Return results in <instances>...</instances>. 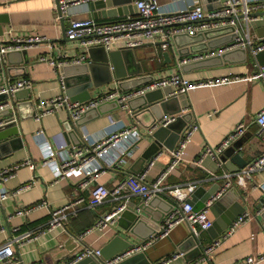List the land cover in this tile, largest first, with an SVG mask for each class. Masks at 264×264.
I'll return each mask as SVG.
<instances>
[{"label": "crops", "instance_id": "obj_1", "mask_svg": "<svg viewBox=\"0 0 264 264\" xmlns=\"http://www.w3.org/2000/svg\"><path fill=\"white\" fill-rule=\"evenodd\" d=\"M58 1L0 0V42L27 37L42 39L36 45L25 49L24 55L15 53L10 55V58L15 62L27 60L26 64L15 66L23 67L24 74H18L11 80L25 78L30 80L32 85L28 94L22 92L18 96L19 99L14 100V103H20L15 111L16 114H13L15 124L4 135L13 134L11 138L19 137L21 145L19 147L18 144H15L16 149L14 150H12L13 145L10 144L6 148H0V170L7 169L25 159H30L33 167L31 169L26 166L17 168L13 176L7 179L1 188L12 193L31 179L36 180V183L26 190L9 195L0 202V246L11 236L24 231H36L43 227L49 217L48 209L61 208L77 199L83 200L74 206L72 213H67L68 217L62 222L61 227L52 229L31 241H23L14 245L12 247L13 256L18 259L19 264H65L83 248L100 250L112 237L118 234L117 224L115 223L102 231H91L86 234L83 232L91 227L98 217L109 213L121 203L126 205L142 200L139 196L126 190L117 200L111 198L100 204H90L89 189L92 184L83 189H79L78 184L86 172L97 167L96 162L89 163L83 169L71 170L66 173L63 179L55 182L58 177V163L61 158L66 157V153L72 149H82L83 143L73 146L70 140H67L63 126L68 117L65 108H58L54 113L45 115L40 122L33 120L35 104L38 101L53 98L61 92L65 94L61 76V68L64 65L55 68L38 59L43 57L59 62L82 56L85 61H88L87 51L90 49L85 51L78 41L65 39L64 29L68 24L67 19L55 20V8ZM246 1L254 4L264 0ZM224 2L225 0H158L159 5L166 10L192 9L200 3L206 13L219 9ZM87 11L86 2L70 5L67 9V17L74 20L86 19L85 13ZM131 16H137V12ZM124 17L95 21L112 22ZM250 26V37L254 42H258L257 30L264 28V10L259 11L257 17L251 21ZM169 42L170 45L168 44L164 50L159 45L151 43L134 48L133 56L136 62L134 61L133 65L141 64L144 73L153 75L155 79L169 77L176 72L182 73L193 81H210L230 74L240 77L226 84L198 85L190 89L187 94L177 97L178 101L170 105L172 111L179 107L181 109L188 108L189 111L181 112L183 115L188 114L186 116L187 124L193 122L197 123L199 127L183 150L178 165L162 181L160 186L163 188V192L157 194L161 197L166 196L173 201L174 209L178 202L169 193L170 189L193 184L196 187L202 186L205 190L216 183L223 186L228 181L227 174L221 171L215 159L207 158L202 164H198L197 161L205 146L218 145L240 123H244L247 129L242 138V146L240 149H236V152H239L248 162L264 153V142L257 136L258 126L254 122L255 115L264 107V84L260 79L254 77L258 73V68L261 67L258 66V63H251L250 61L240 65L225 63L219 65V60H213L202 64L212 66H199L201 68L198 69L189 66L181 70L177 66L182 59L178 52L185 53L188 50V39L186 37L176 39V46L171 36ZM217 43L214 42L212 45L215 46ZM120 46L119 43L107 52L123 49ZM165 51L169 52L171 59L175 57V60L172 59L171 63H165V58L162 55ZM209 52L211 51L207 50L201 55L205 56ZM102 54L103 51H100L99 47H93L91 55L95 61L100 59ZM185 57H190V62L194 61L191 56ZM205 58L207 57L201 60ZM132 59L133 57L130 58V60ZM116 60L124 69L123 56L116 57ZM69 76L73 78L76 75L71 73ZM6 78L4 75L3 80ZM95 80L100 83L101 78L97 76ZM116 81L90 89L88 91L89 100L102 98L104 94L114 91L117 87ZM166 90L169 94L170 89ZM116 91L120 96L123 95L118 89ZM117 98L119 97L116 96L109 100ZM28 100L31 101V106L27 103ZM10 102L12 105L14 104L11 100ZM112 122L113 124H111ZM148 122H150L149 118H146L144 122L134 120L126 107L106 115L94 116L93 113L86 115L80 129H78L79 141L81 142H83L82 135L84 134L95 140L108 135L110 131L115 129L118 130L131 125L137 128L136 132L122 138L103 153L101 160L98 161V164L103 168V173L97 180L98 183L108 189H113L129 174L142 171L155 155L158 156L153 159L154 164L147 174V181L153 182L166 169L172 159V155L167 149H162L157 154L152 155L144 165L140 161V157L146 152L152 141L145 137L150 134L151 130L147 128ZM38 130H40L39 133H37ZM130 149L133 151L131 155L125 157L126 162L122 165L115 164L117 157L123 156ZM55 151L57 154L54 160L44 163L43 161ZM218 178L223 179L218 180ZM235 183L246 196L245 212L250 214V220L237 227L225 239H222L219 246L211 253L190 263H187L185 258L192 255L186 257L187 254L179 253L177 250L178 245L190 234V226L185 222L179 223L167 237L159 239L144 251L151 264L164 260H168L166 264H235L249 255L264 254L263 222L260 221L259 211L256 209L260 201L264 199V170L254 173L251 177L238 179ZM41 200L47 202L48 209L37 208L26 214H16L17 211L31 207ZM159 204L164 206L160 201ZM209 216L213 220L211 213ZM149 229L150 227H144L140 234L146 235ZM199 237L204 238L205 247L212 243L205 231H202ZM128 242L135 246L143 241L132 237L128 239ZM175 255L178 256L174 257ZM258 264H264V260Z\"/></svg>", "mask_w": 264, "mask_h": 264}, {"label": "built area", "instance_id": "obj_2", "mask_svg": "<svg viewBox=\"0 0 264 264\" xmlns=\"http://www.w3.org/2000/svg\"><path fill=\"white\" fill-rule=\"evenodd\" d=\"M87 1L89 0H59L58 7L55 8L56 21L67 19L68 24L64 29V37L67 40L78 41L80 46L84 48L85 51L93 47H101L108 51L119 43L121 44L120 48L134 49L148 43L156 44L159 42V47L164 50L167 48L168 41L173 35L182 33L195 35L198 32L226 26L234 27V33L236 34L234 40L218 49L210 50L211 52L205 56L199 55L194 58L192 57L193 60L211 57L235 48L248 49L251 56H255L258 52L264 50V40L254 42V40L250 37L251 21L257 17L260 10H264V1L250 4L246 0H225L221 8L206 13L200 3L195 5L192 9L166 10L159 5L158 0H136L134 1V6L137 11V16L127 15L124 18L112 22H97L93 19L74 20L67 17V9L70 5H77ZM239 16H241V18H238ZM41 41L42 39L38 37H27L12 39L9 42H0V60L6 52L25 50ZM38 60L45 61L55 68L68 64H79L85 61L82 56H77L73 59L62 60L59 62L49 58L44 59L43 57H39ZM190 61V57H183L177 66L180 68L181 65ZM254 77L260 79L264 84V67L258 68V73ZM239 78L240 77L238 75L230 74L211 79L210 81H193L185 77L182 73L176 72L169 77H163L160 79L154 78L145 86L129 93H125L122 96L114 90L104 94L102 98L88 100L82 103L78 101H70L68 97L61 92L53 98L38 101L35 104L33 120L35 122H40L42 117L54 113L58 108L62 107L67 111L70 120L74 121L78 119L85 110L93 108L99 103L116 96H118L119 101L123 103L129 98L142 95L148 91L158 88H169V97H179L187 94L190 89L198 85L209 83L226 84ZM31 85V81L25 78L17 80L6 78L5 80H2L0 83V96H7L8 100L0 101V111L6 108H12V104L10 102L12 95L19 90L29 89ZM187 111H189L188 108L182 109V112ZM173 119L174 118L169 119V117H165L157 124V126H166V124ZM13 121H15V119H13ZM254 122L258 126L257 136L264 142V107L255 115ZM111 124H113V122ZM198 128V124L193 122L185 126L184 130L180 134L176 147L170 151V154L172 155L170 163L153 182L147 181V174L154 164L153 159H156L158 155H155L153 159H150L142 171L136 174H129L125 180L120 182L113 189H108L106 186L97 182L98 178L103 173V168L100 164H98V161L101 160L104 152L117 144L122 138L136 132L137 128L131 125L118 130L115 129L110 131L108 135L95 140H92L89 135L84 134L82 135L83 148L68 151L66 153L67 156L62 157L61 161H59L58 177L55 182L63 179L66 173L71 170L77 168L83 169L89 163L96 162L97 167L90 172H86L78 184L79 189H83L92 184V187L89 189L90 204H100L111 198L117 200L126 190L133 195L139 196L146 202L153 196L163 192V188L160 186L162 181L167 177L170 171L178 165L181 160L183 150L186 148L192 135L198 130ZM246 129L247 126L244 123H240L228 135H226V137H224L218 145L205 146L197 163L202 164L205 159L212 158L215 159L220 166L221 163L219 161V156L225 149L230 147L236 140L242 137L245 134ZM39 132L40 130L37 131V133ZM132 151L133 149H130L123 156H120L119 158L117 157L115 164H124L126 162L125 157L131 155ZM56 154L57 151L53 152L50 157L43 162L46 163L54 160ZM21 166H26L30 169L33 167L30 159H25L24 161L14 164L7 169L0 170V202L5 200L9 195H14L16 192L26 190L36 183V180L31 179L29 182L23 183L12 193H9L1 188L2 184L7 179L12 177L15 170ZM261 170H264V153L251 159L239 173L235 174L236 180L251 177L254 173ZM226 176L228 179L230 174H227ZM231 186L232 183L228 179V181L221 186L220 190L216 193L212 200L219 197ZM195 188L196 185L190 184L186 187H175L169 190V193L176 198L178 203L176 204V207L172 209L162 220L157 233L149 239L104 260L100 259V250L83 248L66 264H73L84 258L97 260L98 264H118L134 254L144 252L150 246L154 245L159 239L167 237L171 230L182 222L187 223L190 226L192 233L198 236L200 232L206 231L212 226V219L209 216V206L211 205L212 200L208 201L205 208L202 210L193 211V206L189 202V197ZM82 201V199H77L76 201L64 205L61 208L50 210L48 209L47 202L45 200H41L39 203L32 205L31 207L17 211L16 214H26L33 209L47 208L49 210V217L45 225L36 231H24L9 237L0 246V264H19L20 262L18 259L13 256L12 247L16 244L22 243L23 241H31L52 229L61 227L62 222L68 217L67 213H72L74 206ZM124 208L125 205L122 204L114 208L109 213L98 217L91 227L85 230L83 234L91 231L106 230L107 228L113 226L116 222V218ZM250 218V214L246 212L237 217L220 238L213 240L212 243L206 246L205 255L211 253L217 246H219L222 239H225L237 227L250 220ZM177 256L178 255H175L174 257ZM262 260H264V254L249 255L235 264H258ZM167 262L168 260H164L156 264H166Z\"/></svg>", "mask_w": 264, "mask_h": 264}, {"label": "water", "instance_id": "obj_3", "mask_svg": "<svg viewBox=\"0 0 264 264\" xmlns=\"http://www.w3.org/2000/svg\"><path fill=\"white\" fill-rule=\"evenodd\" d=\"M134 1L136 0H89L86 2L88 11L85 13V18L98 20L131 15L134 12H137L134 6ZM56 7H58V2L56 3ZM238 18H241V16ZM257 35L259 42L264 40V28H259L257 30ZM235 36L234 27L226 26L198 32L195 35H189L187 33L176 34L172 36V40L176 44V39L186 37L188 39V50L185 53L179 51L178 55L180 58L185 56H191L194 58L207 50H215L225 44L231 43ZM214 42L218 43L213 46L212 43ZM168 44L170 45L169 41ZM156 45H160V42L156 43ZM99 49L100 51H103L100 59H96L95 61L91 55L93 48H90L87 51L89 62L84 61L79 64L64 65L61 68L65 95L70 101H78L81 103L86 102L90 99L88 94L90 89L109 84L115 80H117L115 91L118 89L121 93L125 94L145 86L154 79L153 75L144 73L141 64L133 65V62L135 61L133 49L124 48L118 51L109 52L104 51L101 47H99ZM13 53L24 55V50H21V52H19V50L17 52L10 51L4 54L3 58L0 60V83L2 82L4 75L7 79H11L18 74H24L23 67L15 66L23 63L26 64L27 60H19L15 62L10 58V55ZM162 55L165 58V63H171L172 59L175 60V57L172 59L169 57L168 51L163 52ZM119 56H123L125 61L124 69L121 67L120 62L116 60V57ZM131 57H133L132 60H130ZM213 60H219V65L223 63L228 65H240L250 61L251 63H258V66L260 67H264V50L258 52L255 56H251L248 49L235 48L218 55L207 57L204 60H194L188 64L181 65L180 69L184 70L189 66H193V69L201 68L199 66H212L202 64ZM71 73L76 76L70 78L69 74ZM97 76L101 78L100 83L95 80ZM166 89L168 88H158L148 91L142 95L129 98L123 103L119 101V98L101 102L97 106L85 110L81 116L74 121L67 117V121L63 124L67 140L69 139L73 146L82 143L79 141L78 129H80L81 123H83L86 115L90 113H93L94 116L102 114L106 115L126 107L130 114H132L133 119L137 122H144L146 118H149L150 120L147 128L151 129V132L145 137L152 141L146 149V152L140 157V161L143 165L146 160L151 158L152 155L160 152L162 149L172 151L179 140L180 134L187 125L186 116L188 114L183 115L181 113V107L175 111L170 110V105L177 102L178 98L167 97L168 92H166ZM22 92H27L28 94L29 89H22L15 92L10 98L12 103H14V100L19 99L18 96ZM24 98H26V96H24ZM1 100L6 101L8 100V97L2 95L0 96V101ZM27 103L30 106L32 105L30 100H28ZM19 104L20 103H14L12 108H6L0 111V148H6L8 144H10L13 145L12 150H14L16 149L14 147L15 144H18L19 147L21 145V139L19 137L11 138L13 134L4 135V133L9 131L11 129L10 127L15 124V121H13V114L17 110ZM165 117L174 119L166 124V126H157V124ZM243 136L236 140L230 147L225 149L219 156V161L221 163L220 169L223 173L230 174L228 179L232 183V186L214 200H212L213 197L221 188V185L217 183L205 190L202 186L196 187L189 197V202L193 206V211L202 210L205 208L206 203L212 200V203L209 206V211L213 216L212 226L205 231L212 241L220 238L236 218L244 214L246 211V196L243 191H240L238 185L235 183V174L239 173L248 163L239 152H236V149H240L242 146ZM221 179L223 178H218V180ZM159 201L164 206H161ZM122 204L125 205V203H121L120 205ZM173 207V201L166 196L161 197L159 195L153 196L146 202L141 200L137 203L126 204L123 211L116 218L115 223L119 230L118 234L112 237V239L100 249V259H109L132 247L133 244L128 242V239H131L132 237L145 241L155 235L159 229L160 223L165 218V215L168 214ZM256 209L259 211V218L260 221L263 222L262 226L264 228V199L260 201ZM144 227H150V229L148 233L143 236L140 232ZM199 235H194L190 228V234L177 247L179 253L187 254L186 257L192 255L191 257L185 258L187 263L205 257L206 247L203 244L204 238H200ZM91 259L92 258H84L73 264H98L97 260ZM118 264H151V262L148 260L145 253L141 252L124 259Z\"/></svg>", "mask_w": 264, "mask_h": 264}]
</instances>
